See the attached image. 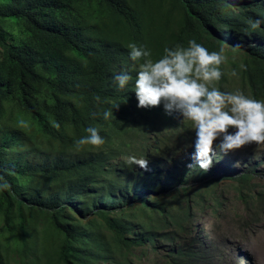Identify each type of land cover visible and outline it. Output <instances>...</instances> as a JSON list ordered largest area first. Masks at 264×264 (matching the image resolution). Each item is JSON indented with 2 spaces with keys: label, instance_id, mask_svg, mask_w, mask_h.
<instances>
[{
  "label": "trees",
  "instance_id": "obj_1",
  "mask_svg": "<svg viewBox=\"0 0 264 264\" xmlns=\"http://www.w3.org/2000/svg\"><path fill=\"white\" fill-rule=\"evenodd\" d=\"M249 19L264 21V0H0V175L11 185L0 190V264H157L162 245L164 264L199 261L205 242L189 227L217 200L215 167H186L190 122L162 104L137 107L128 45L153 61L193 39L223 48L210 87L235 93L240 82L264 100V23L252 30ZM122 71L133 76L124 89L114 83ZM88 127L105 143L77 150Z\"/></svg>",
  "mask_w": 264,
  "mask_h": 264
},
{
  "label": "clouds",
  "instance_id": "obj_2",
  "mask_svg": "<svg viewBox=\"0 0 264 264\" xmlns=\"http://www.w3.org/2000/svg\"><path fill=\"white\" fill-rule=\"evenodd\" d=\"M262 23L264 21L260 19L248 20L252 30L258 29ZM128 47L136 70L134 92L137 107L150 109L162 104L166 115L176 113L192 126L195 139L192 162L186 165L189 170L198 168L207 173L213 166L216 149L226 155L252 144L264 143V100L251 98L242 91L232 93L210 87L223 75L220 68L226 59L223 48L209 52L193 39L188 41L187 47L165 48L164 55L153 61L151 51L144 46L130 43ZM241 68L246 70L244 65ZM231 75L237 77L238 72L233 69ZM130 81L133 76L129 71H122L114 77V83L120 89ZM112 108L104 111L105 120L114 117ZM20 124L27 127L25 121ZM54 126L59 128L58 123ZM85 131L87 135L74 141L77 150L89 145L97 148L104 145L105 140L98 128L88 127ZM127 162L148 170L145 157L128 156ZM10 187L0 175V190Z\"/></svg>",
  "mask_w": 264,
  "mask_h": 264
},
{
  "label": "rangeland",
  "instance_id": "obj_3",
  "mask_svg": "<svg viewBox=\"0 0 264 264\" xmlns=\"http://www.w3.org/2000/svg\"><path fill=\"white\" fill-rule=\"evenodd\" d=\"M232 85L236 92L240 91V82ZM217 153L221 152L216 149L214 154ZM212 167L215 171L210 177L216 179L217 200L206 199L197 208L192 227L188 226L205 242L195 264H264V143L229 152ZM247 176L252 179L242 182ZM46 211L38 216L40 223L45 221ZM192 235L185 234L181 242H190ZM164 249L162 245L155 254L157 264H164ZM151 259H136V263L154 264Z\"/></svg>",
  "mask_w": 264,
  "mask_h": 264
}]
</instances>
